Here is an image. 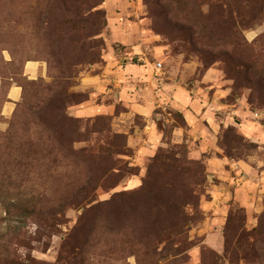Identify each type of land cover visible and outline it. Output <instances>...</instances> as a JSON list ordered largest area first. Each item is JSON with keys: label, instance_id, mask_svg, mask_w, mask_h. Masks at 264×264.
<instances>
[{"label": "rangeland", "instance_id": "rangeland-1", "mask_svg": "<svg viewBox=\"0 0 264 264\" xmlns=\"http://www.w3.org/2000/svg\"><path fill=\"white\" fill-rule=\"evenodd\" d=\"M0 264H264V0H0Z\"/></svg>", "mask_w": 264, "mask_h": 264}, {"label": "crops", "instance_id": "crops-1", "mask_svg": "<svg viewBox=\"0 0 264 264\" xmlns=\"http://www.w3.org/2000/svg\"><path fill=\"white\" fill-rule=\"evenodd\" d=\"M171 87H172V84H169L167 89H165L164 91L161 92L162 93V97L168 98V100H170L172 102L173 106L178 107V106H180L179 104H181V102H183V104L186 105V103H187L185 101L186 94L185 93L183 94V90H181V89L174 90ZM13 89L17 92V96L19 94V91L17 90L18 89L17 87H12L11 90H10V98H11L12 101H15L17 99V97L14 98V97L11 96V91ZM107 90L112 91L111 88H108ZM196 105H198V104H196ZM196 105H195V107H196ZM95 106L96 107L93 106V107L89 108V111L91 113L92 112H98V111L101 110L100 106H98V105H95ZM133 107L136 108V106H133ZM86 110H88V108L83 107V108L77 110L76 115H86V114H84V113H86ZM243 129H244V132L246 134L245 136H247L248 138L255 137L257 139L256 141H258V142L261 141V140L258 139V136L262 132H258V129H256L254 127H251V126H244ZM209 161H210V166H211L210 171L214 172L215 174L225 173L226 162L224 161V159H222V158H211V159H209ZM232 166L235 167V168L240 169L241 171H245L244 170L245 169L244 166H242V164H239L238 162L237 163H233Z\"/></svg>", "mask_w": 264, "mask_h": 264}, {"label": "built area", "instance_id": "built-area-1", "mask_svg": "<svg viewBox=\"0 0 264 264\" xmlns=\"http://www.w3.org/2000/svg\"><path fill=\"white\" fill-rule=\"evenodd\" d=\"M153 67H154V69H155L156 72H160L161 69H162V64L159 63V62H156ZM257 116L258 115L255 113L254 117H257Z\"/></svg>", "mask_w": 264, "mask_h": 264}]
</instances>
